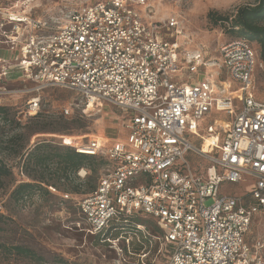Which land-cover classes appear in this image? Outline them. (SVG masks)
Segmentation results:
<instances>
[{
	"label": "built area",
	"instance_id": "obj_1",
	"mask_svg": "<svg viewBox=\"0 0 264 264\" xmlns=\"http://www.w3.org/2000/svg\"><path fill=\"white\" fill-rule=\"evenodd\" d=\"M32 1L0 5V49L10 52L0 56V76L15 66L37 92L76 94L84 113L104 105L124 113L125 139L94 135L66 144L107 161L93 190L61 194L75 199L81 229L95 234L121 215L145 216L160 232L156 252L167 249L164 264H264V240L254 247L245 240L253 213L264 211V96L254 76L256 65L264 72V59L253 44L229 40L218 47L220 60L181 51L177 20L156 21L152 0H80L63 17L45 18L31 13ZM207 68L217 71L191 77ZM38 111L33 96L26 113ZM212 111L225 116L212 119L196 146L184 134ZM188 152L211 162L205 173L192 171ZM243 176L254 180L247 195L221 193ZM117 240L111 246L122 256Z\"/></svg>",
	"mask_w": 264,
	"mask_h": 264
},
{
	"label": "rangeland",
	"instance_id": "obj_2",
	"mask_svg": "<svg viewBox=\"0 0 264 264\" xmlns=\"http://www.w3.org/2000/svg\"><path fill=\"white\" fill-rule=\"evenodd\" d=\"M11 0H0V5H9ZM92 0H89V3ZM98 1V0H94ZM155 8V20H166L175 17L181 35L176 37L181 51H205L211 59H219L218 47L235 38H244L230 30L229 21H219L213 24L207 17L209 11L222 15L232 16L242 5H252L257 0H152ZM80 0H34L30 3L31 13L41 18L57 15L63 17ZM0 44V48H1ZM254 48L258 46L254 43ZM259 51V50H258ZM0 56L8 59L10 52L0 49ZM2 63L0 62V71ZM216 68H207L192 73L191 77L197 80L216 72ZM263 70L255 66L254 76L257 77V88L264 96ZM185 74V81H188ZM177 74L174 75L176 77ZM204 77V78H203ZM219 76H214L218 79ZM6 94H0V104L9 107L7 116L0 115V158L12 170V177L4 180L0 188V207L2 214L8 217L7 224L0 232V241L6 243L23 244L31 247L44 261L32 262L25 258L8 256L0 251V264H164L168 258L167 249L157 253V245L150 248L144 257L136 255L119 256L114 248L95 243L92 238L83 232V221L76 215L74 198L63 199L60 195L66 191L73 196L82 197L95 185L105 172V165L96 164L93 169L85 165L84 177L71 175V183L63 179L55 181L53 187L56 192L44 194L36 191L24 201L15 202L9 199L11 190L20 182L33 181L32 176H42L44 170L34 164L23 165L27 152L37 142H48L51 146H70L78 138L87 140L92 136L112 138L119 135L125 139L127 131L123 128V115L112 105H104L101 110L84 113V107L79 97L70 90L48 87L37 92L35 83L23 77L15 66L9 74L0 76V89ZM8 92V93H7ZM33 96L39 97V114L32 117L26 113L27 100ZM69 107L67 117L61 114V109ZM222 112L212 111L195 122V128H188L185 137L198 146L207 125L213 118L224 117ZM66 120L76 119L77 124L69 131H54L51 129L38 130L45 126L46 119ZM44 119V120H43ZM43 120V121H42ZM214 154H216L214 152ZM192 171L205 173L211 164L206 158L185 154ZM91 181V182H89ZM54 182V180H50ZM254 180L243 176L237 184L224 183L221 185L222 194L237 196L247 195ZM78 222V223H77ZM79 224V225H77ZM153 240V238H152ZM245 240L250 247L258 240H264V211H255L251 224L245 233ZM121 242L117 245L120 246ZM116 245V246H117ZM115 246V244H114ZM120 253V252H119ZM258 253L264 260V248Z\"/></svg>",
	"mask_w": 264,
	"mask_h": 264
},
{
	"label": "trees",
	"instance_id": "obj_3",
	"mask_svg": "<svg viewBox=\"0 0 264 264\" xmlns=\"http://www.w3.org/2000/svg\"><path fill=\"white\" fill-rule=\"evenodd\" d=\"M207 17L213 24H217L219 21H229L230 30H235L236 28L235 32L237 36L244 37L252 44L255 43L258 46L260 57L264 59V0H257V2L252 5L239 6L231 17L219 14L215 11H209ZM8 110L9 107L0 104L1 116H7ZM38 114L39 112L32 117H36ZM43 123L46 125L41 126L38 130L51 129L54 131H64L65 133L77 124L76 119L66 120L64 118L46 119ZM31 163L43 169V175L32 176L33 181L20 182L15 185L9 194V199L15 202L24 201L36 191H40L44 194H50V192L54 193L56 192V189L53 187L55 181L63 179L67 184H70L71 175L77 176V171L80 168L88 164L90 169H93L94 165H106L107 161L102 157L78 153L72 146H51L48 142H37L24 157V166ZM11 177V168L0 158V188L3 186L4 180ZM50 180H54V182H50ZM95 185L91 187L90 191L95 188ZM50 186L54 190H51L49 188ZM63 192L66 191H62V193ZM72 203L75 206L76 215L82 220L75 202L73 201ZM7 221L8 217L0 211V232L4 229V225L7 224ZM139 225L144 227V234ZM82 231L84 232V230ZM159 233L157 226L148 217L121 215L110 221L100 232L86 234H88L95 243L108 246L109 249L113 248L111 246V240L118 239L117 243L121 242L119 247L123 254L126 256L136 255L139 257L141 254L147 253L150 251V248L157 245L154 236H158ZM125 237H129V242L127 244L125 242ZM127 248H129V250H127ZM0 251L8 256L25 258L36 263L44 261L43 256L37 253V251L23 244L0 241Z\"/></svg>",
	"mask_w": 264,
	"mask_h": 264
},
{
	"label": "bare ground",
	"instance_id": "obj_4",
	"mask_svg": "<svg viewBox=\"0 0 264 264\" xmlns=\"http://www.w3.org/2000/svg\"><path fill=\"white\" fill-rule=\"evenodd\" d=\"M100 139H104V137H103V134L101 135V136H98ZM209 140H207V142H208ZM206 142V143H207ZM205 148V147H204Z\"/></svg>",
	"mask_w": 264,
	"mask_h": 264
}]
</instances>
